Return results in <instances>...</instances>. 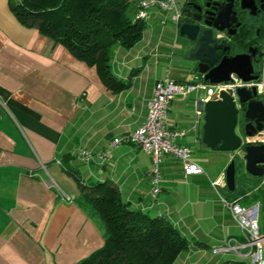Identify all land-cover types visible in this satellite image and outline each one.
<instances>
[{
  "label": "crops",
  "instance_id": "obj_1",
  "mask_svg": "<svg viewBox=\"0 0 264 264\" xmlns=\"http://www.w3.org/2000/svg\"><path fill=\"white\" fill-rule=\"evenodd\" d=\"M182 4L177 2L179 10ZM167 21L168 12L152 8L141 39L130 49L113 50L112 72L130 85L112 92L94 66L24 25L9 0H0V264H77L103 246L99 226L77 202L79 186L64 171L63 156L82 179L106 180L134 209L168 220L188 242L174 264L247 262L246 255L212 252L230 238L241 240L222 201L234 200L224 179L234 153L223 152V159L214 160L203 147L213 170L191 158L203 172L188 176L178 158L165 155L156 199L150 196L151 157L135 144L114 148L102 172L91 166L95 176L82 174L90 169L81 150L109 148L113 138L144 122L156 81L168 75L182 83L204 81L188 56L190 42L179 35L180 24ZM165 33L170 41L163 40ZM176 56L184 60L179 75L167 68ZM202 96V89L177 96L167 112L168 125L186 131L178 143L191 152L201 146ZM61 192L73 200L65 201ZM256 202L264 204H250Z\"/></svg>",
  "mask_w": 264,
  "mask_h": 264
},
{
  "label": "trees",
  "instance_id": "obj_2",
  "mask_svg": "<svg viewBox=\"0 0 264 264\" xmlns=\"http://www.w3.org/2000/svg\"><path fill=\"white\" fill-rule=\"evenodd\" d=\"M9 3L24 25L38 29L75 58L94 66L112 92L130 85L113 74L111 59L116 47L130 49L143 35L145 21L134 17L137 0H9ZM246 34L241 33L238 40H244ZM61 163L78 183L77 202L96 221L104 238L100 249L77 264H174L188 247L187 239L165 218L134 209L106 180L82 179L68 157L63 156ZM228 194L233 201L245 196L244 188ZM254 201L264 203V188L260 187Z\"/></svg>",
  "mask_w": 264,
  "mask_h": 264
},
{
  "label": "built area",
  "instance_id": "obj_3",
  "mask_svg": "<svg viewBox=\"0 0 264 264\" xmlns=\"http://www.w3.org/2000/svg\"><path fill=\"white\" fill-rule=\"evenodd\" d=\"M152 8H157L162 12L169 13V19L178 24L180 10L177 7L176 0H137V9L135 12L136 20H148ZM165 19L162 23H165ZM221 36V35H218ZM257 74L256 80L248 82L242 81L235 74L231 75V81L216 84L207 82H188L182 83L174 80L169 75L155 82L153 92L147 103V116L135 130L121 137L113 138L110 147L97 153H91L87 150H81L80 155L83 158L88 169L96 165L98 172H102L103 166L111 159L112 150L121 144H135L151 157L152 168L149 172L150 177V195L156 199L161 192L159 180L161 178L160 167L165 155H172L178 158L182 163L184 176L191 174H200L203 169L200 165L193 162L190 158V149L178 143V139L186 134L183 129L172 128L167 122V112L170 103L177 96H186L196 89L203 90L201 103L209 100L219 99V93L228 89L236 90L238 87L256 88L259 99L264 101V38L260 46V54L257 65L254 66ZM236 98V95L234 94ZM237 108L241 105L236 103ZM245 144H264V128L256 132L253 136L243 135L241 137V147L234 155L242 154V147ZM89 171L92 172L90 169ZM92 176H95L92 172ZM258 188L264 185V176L261 178ZM51 185V184H50ZM63 199L67 202L74 197L61 192ZM224 205L231 211L237 227L241 232V240L230 238L222 245L212 248L213 254L233 252L238 255H246L248 258L245 264H264V233L260 231L258 216L260 203L256 202L249 205H241L238 200L228 202L222 199ZM245 251V253H242Z\"/></svg>",
  "mask_w": 264,
  "mask_h": 264
},
{
  "label": "water",
  "instance_id": "obj_4",
  "mask_svg": "<svg viewBox=\"0 0 264 264\" xmlns=\"http://www.w3.org/2000/svg\"><path fill=\"white\" fill-rule=\"evenodd\" d=\"M237 1L240 6L238 9L248 11L249 15H256L254 0ZM207 2L202 24L182 22L178 28L179 35L192 43L188 52L189 58L198 62L197 70L209 84L229 82L232 74L244 82L256 80L258 76L254 70L255 53L249 48L248 52L230 54L231 45L221 40V33L240 25L237 10L233 8L235 0ZM190 9L186 8L183 12L185 16L195 19ZM197 21H200L199 18ZM236 103L242 105L243 117L248 120L244 126V135L253 136L264 128V101L258 98L254 86L221 91L219 99L199 103L203 111L200 137L202 147L231 153L241 147V135L235 132L239 111ZM241 150L242 155L238 156L243 161L245 171L253 177L264 176V144H245ZM237 159L236 155L232 157L224 170L225 185L229 192L236 189Z\"/></svg>",
  "mask_w": 264,
  "mask_h": 264
},
{
  "label": "flooded vegetation",
  "instance_id": "obj_5",
  "mask_svg": "<svg viewBox=\"0 0 264 264\" xmlns=\"http://www.w3.org/2000/svg\"><path fill=\"white\" fill-rule=\"evenodd\" d=\"M206 3H208L207 0H186L180 6V17L178 23L180 24L182 22H190L202 24L204 20V11L206 10ZM254 6V8H256V15L252 16L248 14V11L238 9L240 6L238 1L235 0L233 8L237 10V20L240 22V25L238 27L233 26L221 33V40L231 45L230 54L234 52H248V49L250 48V51L255 53L254 66H256L260 54L262 38H264V0H254ZM186 8H191L190 10L194 14L195 19L185 16L183 10ZM198 18L200 20L199 22L197 21ZM230 32L234 33L230 34ZM243 32L247 33L248 35L246 34V38L240 41L238 40V36ZM190 45L192 47L191 42ZM195 63L197 68L198 62L196 60ZM238 110L237 125L243 118L244 122H240V125L242 124L241 130L244 133V126L248 120L243 117L242 105L240 108H238Z\"/></svg>",
  "mask_w": 264,
  "mask_h": 264
},
{
  "label": "rangeland",
  "instance_id": "obj_6",
  "mask_svg": "<svg viewBox=\"0 0 264 264\" xmlns=\"http://www.w3.org/2000/svg\"><path fill=\"white\" fill-rule=\"evenodd\" d=\"M178 4H182L183 0H177ZM169 13H168V21H169ZM169 25V24H168ZM162 37L163 40L165 42L170 41L171 36L167 33H165ZM169 39V40H168ZM184 65V60L180 59L179 60V56H176L175 59L171 62H169V64L167 65V68L170 69V71L173 74H177L179 75L181 73V69H183ZM179 73V74H178ZM193 109L189 110L188 112H186V116L190 117V115L192 114ZM235 132L237 134H240L241 137L244 135L242 130H241V125L240 122L237 125V127L235 128ZM192 152L190 154V158L196 159L197 162L201 163L203 166H205L206 168H209L210 170H213V165H210V162H206L205 159H207L209 156H207V154H205L206 149H204L201 146H196L192 148ZM210 150V149H208ZM207 152V151H206ZM208 152H211L210 157H212L214 160H219V159H223V152L222 151H213L210 150ZM234 156V155H232ZM237 156V165H236V179H237V183L238 184H243V188H244V192H245V196L241 197L238 201L241 205H249L250 203H252L254 201V196L260 191V188H258L259 184L261 183V179L260 177H253L252 175L248 174L245 171L244 168V164L243 161L241 159V155ZM87 174L91 175V171L87 170V169H83L82 170V174ZM254 178V180L256 181H252L251 179ZM261 188H264V185H262ZM151 196V195H150ZM258 222H259V228L260 231L262 233H264V205H261L259 208V216H258ZM237 226V225H236Z\"/></svg>",
  "mask_w": 264,
  "mask_h": 264
},
{
  "label": "bare ground",
  "instance_id": "obj_7",
  "mask_svg": "<svg viewBox=\"0 0 264 264\" xmlns=\"http://www.w3.org/2000/svg\"><path fill=\"white\" fill-rule=\"evenodd\" d=\"M232 157H234V156H232ZM236 181H237V179H236Z\"/></svg>",
  "mask_w": 264,
  "mask_h": 264
}]
</instances>
